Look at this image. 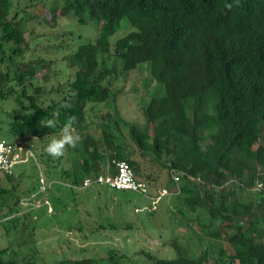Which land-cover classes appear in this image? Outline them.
<instances>
[{
	"label": "trees",
	"instance_id": "obj_1",
	"mask_svg": "<svg viewBox=\"0 0 264 264\" xmlns=\"http://www.w3.org/2000/svg\"><path fill=\"white\" fill-rule=\"evenodd\" d=\"M62 1L63 5L51 6V19H44L30 8L14 10L11 17L13 0H0L2 66L21 55L27 37L51 21L58 25L61 19L69 25L77 19L99 31L95 43L79 44L75 50L66 44L67 69L75 74L66 86H53L48 107L31 100L25 113L19 115L15 110L0 119L7 122L14 117L11 136L59 134L68 116L76 117L77 133L85 131L88 112L94 111V105L109 103L111 111L102 116L103 141L87 135L76 148H66L75 159L65 172L67 177L79 184L104 173L108 157L137 165L123 145L124 128L142 156L169 172L172 186L179 189L174 196L182 198V212L176 216L193 217L199 228L194 239L202 241L200 246L213 244L211 256L209 247L195 255L190 245H180L175 237L170 243L172 259L141 251L144 258L152 264H264V0H239L238 4L235 0ZM226 4L233 6L229 10ZM38 5L32 3L33 8ZM124 20L132 30L112 39ZM116 63L124 79L141 69L146 73L145 87L155 84L141 109V126L119 115L117 102L122 92L112 88L118 75ZM33 64L20 65L14 76L23 97L29 99L25 83L32 84L41 69ZM10 81L9 74L0 69V99L12 97L13 90L6 89ZM65 102L72 107L63 109ZM57 111L55 128L41 125ZM105 118L116 135L110 133ZM173 174H179L178 182ZM6 178L13 180L9 175ZM232 182L240 188L227 187ZM258 185H262L260 194L243 201L242 193ZM16 190L15 194L0 190V264H38L35 221L32 212L22 213ZM108 254L106 258H63L56 264L132 262L116 249Z\"/></svg>",
	"mask_w": 264,
	"mask_h": 264
},
{
	"label": "rangeland",
	"instance_id": "obj_2",
	"mask_svg": "<svg viewBox=\"0 0 264 264\" xmlns=\"http://www.w3.org/2000/svg\"><path fill=\"white\" fill-rule=\"evenodd\" d=\"M40 2H46V5L44 6ZM32 3L40 5L33 8ZM55 3L63 5L62 0H34V2L33 0H13V14H11V17L14 16L16 11L29 10L30 8L40 17L43 16L44 19L50 17L51 19L49 10ZM44 19L40 20L44 21ZM47 25L48 27L42 25L33 37H27V44L23 45L21 55L15 57L13 61L6 62L3 66L0 65V69L7 72L11 80L6 89L13 90L12 97L0 99V119L5 118L6 114L13 115L15 110L20 109V100L23 104L29 105L35 97L36 102L40 104H50L49 92L53 89V86L58 85L60 88L66 86L67 81L75 74V71L67 69L65 58L69 51L65 50L66 44H70L72 49L75 50L79 44L95 43L99 37L97 29L82 25L77 19L69 25L61 19H59L58 25L55 21H51ZM128 25L129 22L124 20L121 31L112 39L127 35L132 30ZM72 32L74 37L71 34ZM54 46L58 49L62 48V50L58 51ZM43 61H46L44 63L48 64V68L42 67ZM31 62H34L32 66L41 69H39L35 78L31 80L32 84L30 82L25 83L28 86L26 87L27 93L32 98L29 101L24 99L22 89L17 85L18 81L15 80L14 76L16 72L19 73L20 69L17 68L20 65ZM111 62L107 61L109 65ZM116 67L118 75L115 80H112V83L115 81L112 88L114 90V87H117L122 92L117 102L119 115L128 122L143 124L144 116L141 109L145 99L152 93L155 84L152 83L150 88L145 87L143 81L146 73L141 69L129 73L127 78L124 79L120 75L121 66L116 63ZM15 99H19L18 106ZM109 111H111L109 103L100 106L94 105V111L88 113L90 130L85 134L90 133L95 138L103 141L102 130L105 126L103 125L102 116H105ZM13 119L14 117L8 119L7 122L0 121V139H12L9 134V126ZM121 130L123 132L121 134L123 145L128 147L129 153L135 152V156L132 155V157L142 160L144 167L149 172H155L154 176L157 178L152 180V186L149 189V196L153 199L125 192L116 194L117 191L99 187H92L90 190H82L76 193V189H72L73 180L68 178L65 173L66 170L71 169L75 159L71 156L68 158L69 154L65 151L64 155L58 159H63L66 163L58 164L57 158L51 157L46 151L50 140L58 138L59 134H53L46 139H33L37 145L38 159L21 164L15 171L16 177L13 176V180L6 179V188L14 193L17 187L16 191L20 199L26 196V192L29 190H31L30 193L38 190L41 174L45 176L48 184L53 181L58 182L56 186L59 192L57 196L53 193L54 200L51 198L54 202L53 213L49 214L44 210L32 209V216L36 219L34 220L35 249L41 258L38 264H56L57 261L63 258H106L111 249L126 253L132 258L131 264H152L140 252H151L159 258L172 259L173 254L171 253L170 243L175 237L180 245H190L192 247L191 251L195 255L202 254L208 247L211 248L210 256L214 252L212 242H203L204 246H200L199 243L201 244L202 241L199 242L194 239L199 228L193 217L189 220L183 216L182 218L176 216L182 212L179 209L183 207L179 201L182 198L174 196L177 188L174 185L172 186L169 172L152 159L140 157L138 149H136L126 130L124 128H121ZM110 132L112 135L117 134L116 131L111 129ZM101 144L103 147L105 146L103 143ZM13 187L15 188L13 189ZM227 187H234L238 190L240 185L234 182L227 184ZM90 192L98 194L95 196ZM258 194L259 192L256 189H249L247 192L242 193L241 198L243 201H249L255 199ZM76 204L81 208L75 209ZM20 209L22 213L27 212L22 206H20ZM4 212H7L6 208H4ZM189 216H195V214L190 213ZM96 217L104 222L101 224L98 221L100 225L106 227L103 231H99L94 226L97 221ZM119 222H122V225L118 224L121 226L115 230V223ZM80 231H85L86 236L80 237L84 235L79 233ZM99 233H105V235L95 240ZM108 233L111 234L108 235Z\"/></svg>",
	"mask_w": 264,
	"mask_h": 264
},
{
	"label": "clouds",
	"instance_id": "obj_3",
	"mask_svg": "<svg viewBox=\"0 0 264 264\" xmlns=\"http://www.w3.org/2000/svg\"><path fill=\"white\" fill-rule=\"evenodd\" d=\"M235 2L238 4L239 0H235ZM232 6H233L232 4H226V8H228L229 10L232 8ZM29 96L31 97V95H29ZM24 99L29 100V101L31 100L28 98H24ZM33 101L42 107H48V105H50V104L44 105V104H40V103L36 102L35 97H34ZM30 105H31V101H30L29 105H26V103H24V104L20 103L21 108L18 109V114L21 115V114L25 113L27 111V107ZM17 106H18V102H17ZM61 107L65 110H68L72 107V105L68 102H65L61 105ZM59 115H60V113L58 111L54 112L52 118H46V119L42 120L40 123L44 127L55 128L57 126V118L59 117ZM88 118H89V116L87 114V122L89 125L88 129L85 131L79 130V132L77 133V131L74 127V124L76 123V117L75 116H68L65 120V123L63 124V127L60 129V133H59L58 138L51 139L50 142L48 143L46 151L51 157L57 158L56 161L58 162V164L66 163V161H63V159H61V160L58 159L59 157L64 155L66 148H68V147L76 148L81 139H84V137H86L87 135L93 136L90 133L85 134L88 130H90V123H89ZM103 121H104V119H103ZM105 121L108 122V119L105 118ZM108 123L111 127V130L116 131V129L112 126V124L110 122H108ZM129 123H132V122H129ZM138 125L141 126L139 123H138ZM105 128L106 127H104L103 130ZM103 130H102V135H103ZM10 136H11V134H10ZM112 136H114V135H112ZM48 137L50 138L51 135L43 137V138L46 139ZM33 139H41V138L35 137L32 135H27V136L18 137V138L12 137V139H0V145H5L7 147L10 146L14 150V154L11 157V160H12L11 165L7 168L3 167L2 169H0V190H2V189L8 190V188H6V179H7L6 177L8 175L11 177H13V176L16 177L15 171H16L18 166H20L21 164L28 163L31 160L38 159L37 149H36L37 145ZM130 139L132 140L131 137H130ZM133 144L136 147V144L134 141H133ZM93 148L94 147L92 146V149ZM128 154L131 156L133 155L129 152H128ZM139 154L141 157H144L141 155L140 152H139ZM69 157L70 156L68 155V158ZM132 159L136 160V158H134V157H132ZM74 162L75 161L73 160V163ZM121 162H126L129 165V167L131 168V170L133 172V176L135 178V181L139 184L145 185V188H146L145 192L140 191V190H133V189H117V188L112 187L110 185L108 178L111 177L114 179L117 177L118 165ZM138 167H139V162L137 165H132L130 163V161L127 159L126 160H123V159L120 160V159L114 158L112 160L111 159L109 160V157H108L106 168H105V170L103 169L104 173H100V174L91 175L89 177H86L84 179V181H82L79 184L73 183L72 189H76V193H77L78 191H82V190H90L92 187H99V188L111 189V190L117 191V192L138 194V195L146 196L150 199H153V197L149 196V189H150V186H152L151 185L152 182L150 179L153 178L152 180H155L154 179L155 178V176H154L155 172L152 173V172L148 171L147 174L139 175ZM173 176L175 179L176 176L179 177V174H173ZM179 179H180V177H179ZM175 181H177V180L175 179ZM232 183H234V182H232ZM57 184H58L57 181H53L50 184H48V182L45 179V176L44 175L42 176V174H41L40 179H39L38 190L35 192H32V193H27L26 196H23L20 199V206H22L24 209H26L27 212H32V209L35 208L37 210H44L49 214L53 213V203L54 202L51 200V198H53V200H54L55 197H53V193H55L57 196V194L59 192L58 187L56 186ZM252 189H256L260 194L261 189H262V185H258ZM178 190L179 189H177V191ZM3 192H4V190H3ZM171 193H173V192H171ZM174 195H175V192H174ZM79 208H81V207H79V205L76 204L75 209H79ZM33 220H36L35 217H33ZM129 227L131 228L132 226L130 225ZM71 240L73 241L72 238H71Z\"/></svg>",
	"mask_w": 264,
	"mask_h": 264
},
{
	"label": "built area",
	"instance_id": "obj_4",
	"mask_svg": "<svg viewBox=\"0 0 264 264\" xmlns=\"http://www.w3.org/2000/svg\"><path fill=\"white\" fill-rule=\"evenodd\" d=\"M0 169L3 167L7 168L11 165V157L14 154L12 147H7L5 145H0ZM175 179L178 181L179 177L176 176ZM103 181V180H102ZM108 181L112 187L117 189H133L145 192V185L139 184L135 181L133 172L126 162H121L118 165V175L116 178H108Z\"/></svg>",
	"mask_w": 264,
	"mask_h": 264
},
{
	"label": "crops",
	"instance_id": "obj_5",
	"mask_svg": "<svg viewBox=\"0 0 264 264\" xmlns=\"http://www.w3.org/2000/svg\"><path fill=\"white\" fill-rule=\"evenodd\" d=\"M130 152V151H129ZM132 154H133V156H135V152L134 151H132ZM141 157V156H140ZM135 158V157H134ZM136 160L139 162V167H138V173H139V175H144V174H147L148 173V169H146V167H144V165H143V162H142V160H138L137 158H136ZM92 195H97L98 193H95V192H90ZM117 193H119V192H116V194ZM78 195V194H77ZM116 197H118L117 195H115ZM96 222H95V224H94V226H96V229H98L99 231H103L104 229H106V227L104 226V225H100L99 224V222L102 224L103 223V221L99 218V217H96ZM99 221V222H98ZM116 225L114 226V229L115 230H117L121 225H122V222H119V223H115ZM118 224H121V225H118ZM94 226H92V227H94ZM79 233H83L84 235L83 236H80V237H84V236H86V234H85V231H80ZM107 234V233H106ZM111 233H108V235H110ZM102 235H105V233H99L98 235H97V237H96V239L95 240H98V239H100L101 237H103Z\"/></svg>",
	"mask_w": 264,
	"mask_h": 264
}]
</instances>
